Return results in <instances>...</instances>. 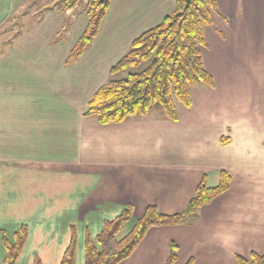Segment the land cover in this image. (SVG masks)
I'll list each match as a JSON object with an SVG mask.
<instances>
[{
  "label": "crops",
  "instance_id": "crops-1",
  "mask_svg": "<svg viewBox=\"0 0 264 264\" xmlns=\"http://www.w3.org/2000/svg\"><path fill=\"white\" fill-rule=\"evenodd\" d=\"M28 1L0 0V264L1 228L12 236L28 226L16 264H61L73 240L75 263L84 264L85 240L106 219L131 205L122 235L149 205L177 213L203 179L217 185L222 170L232 174L228 190L194 218L151 227L119 264H164L171 242L174 264H238V256L264 253V0H218L227 22L213 12L222 30H204L208 45L200 47L214 87H194L191 107L175 100L178 120L155 114L108 124L85 115L89 100L175 0H140L137 17L126 0H111L75 61L68 58L86 20L64 23L67 7L4 27Z\"/></svg>",
  "mask_w": 264,
  "mask_h": 264
},
{
  "label": "trees",
  "instance_id": "trees-1",
  "mask_svg": "<svg viewBox=\"0 0 264 264\" xmlns=\"http://www.w3.org/2000/svg\"><path fill=\"white\" fill-rule=\"evenodd\" d=\"M71 7L77 0H65ZM111 0H91L86 26L70 52L68 61L77 60L96 39ZM213 12L223 17L218 0H175V7L163 20L135 37L128 50L110 68V75L130 70L120 78L110 77L88 102L85 115L95 114L102 124L118 123L135 117H144L159 108L157 114L171 120L179 115L175 100L192 106L191 90L206 84L214 87V78L204 65L201 46H207L202 25H213ZM142 65V67H140ZM232 174L221 171L215 186L203 179L192 199L179 212L164 214L155 205L146 207L143 215L131 228L120 231L132 218L131 205L113 219H106L102 230L85 240L84 264H119L138 247L147 231L154 226L177 225L197 216L199 209L230 187ZM5 254L1 264H16L28 236V226L22 224L12 236L1 228ZM178 259V244L170 243L164 264ZM33 264H43L36 260ZM61 264L75 263L74 240L66 249ZM185 264H192L189 260ZM238 264H264V253L252 252L250 257L238 256Z\"/></svg>",
  "mask_w": 264,
  "mask_h": 264
},
{
  "label": "rangeland",
  "instance_id": "rangeland-1",
  "mask_svg": "<svg viewBox=\"0 0 264 264\" xmlns=\"http://www.w3.org/2000/svg\"><path fill=\"white\" fill-rule=\"evenodd\" d=\"M91 0H77L76 4L71 6L72 9L70 10V7L65 8L64 10V16H65V22L67 24L72 23L73 18H80L79 20V24L80 26H83V24L85 23V20H87V16H86V12H87V8L89 5V2ZM140 0H126L125 3H128V5L126 6L129 10H131V14L130 15H134V16H138L137 14V7ZM146 1V0H142V3ZM65 0H30L27 2V4L20 8L18 11H16V13L13 14V19L12 21L10 20V22H8L4 27L7 26H11V24L13 23V21H15L14 19H16V17H22L23 14L26 13H33L35 14V18L37 15L41 14L42 12H44V10H46L47 8H52V7H64L65 4ZM242 6L240 7L241 10ZM236 9V8H235ZM243 10V9H242ZM241 10V11H242ZM237 12V9H236ZM221 22L223 21V23H226L227 21L224 19V17L219 16ZM223 19V20H222ZM66 24V25H67ZM202 25V28L205 30V32L207 31L206 29H212V30H217V28L220 30H222V26L219 23L215 24L213 23V25H204V24H200ZM142 67V65L140 66ZM137 69V68H136ZM136 69H125V70H121L119 72H117L114 75H110L109 77L112 78H120L125 76L130 70H136ZM157 112H160L159 108H157V106L153 107V110L149 112L148 115L142 117V118H149L151 116H155V114H157ZM136 118V117H135ZM130 226L129 228H127V230L125 231V233L131 228V226L133 225V221L129 223Z\"/></svg>",
  "mask_w": 264,
  "mask_h": 264
}]
</instances>
